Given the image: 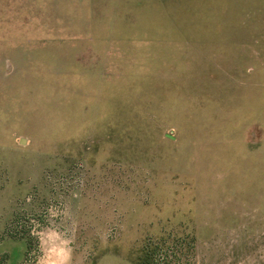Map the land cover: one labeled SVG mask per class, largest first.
I'll return each instance as SVG.
<instances>
[{"label": "rangeland", "instance_id": "rangeland-1", "mask_svg": "<svg viewBox=\"0 0 264 264\" xmlns=\"http://www.w3.org/2000/svg\"><path fill=\"white\" fill-rule=\"evenodd\" d=\"M0 264H264V0H0Z\"/></svg>", "mask_w": 264, "mask_h": 264}]
</instances>
